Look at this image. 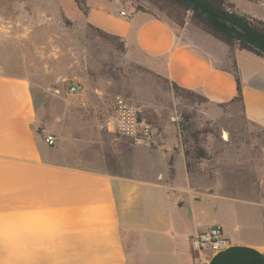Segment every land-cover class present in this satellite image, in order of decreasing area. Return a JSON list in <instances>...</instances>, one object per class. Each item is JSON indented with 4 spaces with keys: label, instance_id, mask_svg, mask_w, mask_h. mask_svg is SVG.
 Returning <instances> with one entry per match:
<instances>
[{
    "label": "crops",
    "instance_id": "crops-1",
    "mask_svg": "<svg viewBox=\"0 0 264 264\" xmlns=\"http://www.w3.org/2000/svg\"><path fill=\"white\" fill-rule=\"evenodd\" d=\"M226 1L236 12L254 13L241 6L252 1ZM77 11L86 25L120 40L121 65L140 69L138 75L162 78L218 105L232 102L239 86L245 119L264 129L263 57L120 0H84V11ZM31 48L0 56V210L42 205L58 216L55 247L41 255L59 264H196L188 238L201 231L216 203L194 198V163L181 143L160 139L152 126L159 155L123 137L108 145L104 133L117 135L113 103L120 95L74 85L77 92L63 96L44 86L58 79L41 74ZM87 113L92 122L83 119ZM241 201L262 208V219L230 226L234 236H225L228 246L208 264H264V205ZM7 221L0 224L6 228ZM7 256L0 247V261Z\"/></svg>",
    "mask_w": 264,
    "mask_h": 264
},
{
    "label": "rangeland",
    "instance_id": "rangeland-1",
    "mask_svg": "<svg viewBox=\"0 0 264 264\" xmlns=\"http://www.w3.org/2000/svg\"><path fill=\"white\" fill-rule=\"evenodd\" d=\"M120 1L177 26L158 10L166 6L175 13L177 8L162 4V0ZM249 1L254 6H241L254 13L237 14L264 23V0ZM181 17L184 23L202 30L191 11ZM22 46L33 47L29 54L39 62L41 74L58 79L44 86L57 88L63 96L70 95L72 85H80V91L93 93L97 88L124 96L140 108L141 118L157 128L160 139L181 143L188 163H194V188L198 192L194 198L198 197V204L216 203L205 213L200 230L221 222L225 236L233 237L230 226L244 221L255 224L262 217V208L241 199L264 205V129L245 119L237 100L213 104L176 90L162 78L138 75L140 69L124 67L120 40L86 25L72 0H0V56L14 55ZM109 79H113L111 84ZM82 117L88 123L93 121L89 113ZM165 125L170 131H163ZM115 136L104 133L108 145L113 138L122 137ZM149 148L156 150L154 155L162 153L154 143ZM203 194H208L207 201ZM226 198L232 199L222 202ZM256 234L251 232L253 238H258ZM123 236L127 243L125 233Z\"/></svg>",
    "mask_w": 264,
    "mask_h": 264
},
{
    "label": "clouds",
    "instance_id": "clouds-1",
    "mask_svg": "<svg viewBox=\"0 0 264 264\" xmlns=\"http://www.w3.org/2000/svg\"><path fill=\"white\" fill-rule=\"evenodd\" d=\"M4 217L8 221L6 228L0 224V247L8 256L0 264H59L41 255L55 247L60 230L58 216L42 205H28L0 210V220Z\"/></svg>",
    "mask_w": 264,
    "mask_h": 264
},
{
    "label": "built area",
    "instance_id": "built-area-1",
    "mask_svg": "<svg viewBox=\"0 0 264 264\" xmlns=\"http://www.w3.org/2000/svg\"><path fill=\"white\" fill-rule=\"evenodd\" d=\"M120 16H127L124 11H119ZM77 87L70 86L71 93L77 92ZM114 131L117 135L126 137L134 145L151 147L154 143L152 125L140 117V108L132 105L121 96L114 98ZM48 145H53L51 136L45 137ZM190 250L196 264H208L211 259L228 246L222 227L213 224L196 232L188 238Z\"/></svg>",
    "mask_w": 264,
    "mask_h": 264
},
{
    "label": "water",
    "instance_id": "water-1",
    "mask_svg": "<svg viewBox=\"0 0 264 264\" xmlns=\"http://www.w3.org/2000/svg\"><path fill=\"white\" fill-rule=\"evenodd\" d=\"M212 28L264 55V35L240 15L213 7L205 0H179Z\"/></svg>",
    "mask_w": 264,
    "mask_h": 264
},
{
    "label": "trees",
    "instance_id": "trees-1",
    "mask_svg": "<svg viewBox=\"0 0 264 264\" xmlns=\"http://www.w3.org/2000/svg\"><path fill=\"white\" fill-rule=\"evenodd\" d=\"M72 1H73L74 5L76 6L77 10L84 11V0H72ZM205 1H207L210 5H212L215 8H218V9L224 10V11H230V12L236 14V15H239L234 10L233 4L228 3L226 0H205ZM160 2L162 4L164 2V3L168 4V6H175V8H177V10H178V12H175V13L168 11V9L165 8L166 6L158 8V10H159V12H164L165 15L169 19H171V21H173L177 26L183 25L184 21L181 20V18H182L181 16L183 15V13L185 11H189V9L183 3H181L179 0H162ZM135 9L136 10H140L142 8H135ZM164 10H166V11H164ZM154 15H156V14H154ZM156 16H158V15H156ZM192 16L194 17V20H195L197 26H201L202 30H204L206 33L210 34L211 36H213V37H215V38L219 39L220 41H223V42H225L227 44H230V45L236 44V45H238L239 48L247 50V51H250V52H253V53H255V54H257V55H259V56L264 58L263 54H261L260 52L256 51L251 46H249V45H247L245 43L233 40L231 38H228L224 34L218 32L217 30L212 28L210 25H208L205 21H203L197 14L192 12ZM240 16L242 18H244L246 21H248L258 32H260V33H262L264 35V23L263 22H255L253 20L248 19L247 17H245L243 15H240ZM158 17H161V16H158ZM173 87L176 90L185 91L183 89L178 88L175 85H173ZM186 92H189V91H186ZM195 95L200 97L197 94H195ZM200 98H202V97H200ZM234 100H238L239 102L241 101V93H240L239 86H238L237 96L235 97Z\"/></svg>",
    "mask_w": 264,
    "mask_h": 264
}]
</instances>
